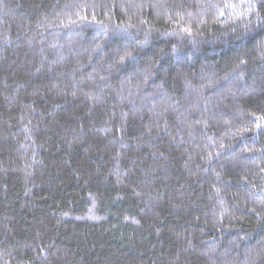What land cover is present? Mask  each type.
I'll return each mask as SVG.
<instances>
[{"label": "trees", "instance_id": "obj_1", "mask_svg": "<svg viewBox=\"0 0 264 264\" xmlns=\"http://www.w3.org/2000/svg\"><path fill=\"white\" fill-rule=\"evenodd\" d=\"M0 264H264V0H0Z\"/></svg>", "mask_w": 264, "mask_h": 264}]
</instances>
